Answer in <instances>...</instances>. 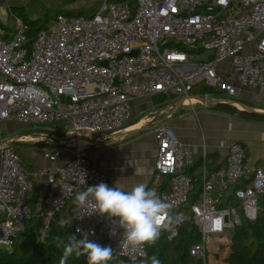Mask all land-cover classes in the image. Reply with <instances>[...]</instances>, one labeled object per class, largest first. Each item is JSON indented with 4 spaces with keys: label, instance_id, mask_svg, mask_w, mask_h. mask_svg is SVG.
Here are the masks:
<instances>
[{
    "label": "built area",
    "instance_id": "built-area-1",
    "mask_svg": "<svg viewBox=\"0 0 264 264\" xmlns=\"http://www.w3.org/2000/svg\"><path fill=\"white\" fill-rule=\"evenodd\" d=\"M11 2L0 0L5 9ZM98 2L89 18L58 14L36 33L10 10L13 27L0 20V241H11V250L3 244L0 252L12 251L35 217L42 222L37 237L43 240L54 219L65 214L60 225L73 230L70 241L87 238L110 246L115 261L147 260V245L124 248L122 230L110 236L106 218L75 205L86 187L112 186L93 165L88 147L123 131L140 98L193 99L192 89L204 84L215 93L205 95L207 100L237 108L240 92L264 89V0ZM13 122L30 127L64 122L59 130L65 138L43 153L48 162H62L23 167L19 138L3 132ZM55 133L50 128L40 136L55 140ZM153 134L157 151L147 188L169 202L179 220L161 235L174 241L192 224L200 239L190 256L199 264H229L235 229L258 219L264 164L252 172L246 147L221 140L225 164L214 170L206 149L197 163L193 148L170 127L157 126ZM37 190L42 197L35 204Z\"/></svg>",
    "mask_w": 264,
    "mask_h": 264
},
{
    "label": "crops",
    "instance_id": "crops-1",
    "mask_svg": "<svg viewBox=\"0 0 264 264\" xmlns=\"http://www.w3.org/2000/svg\"><path fill=\"white\" fill-rule=\"evenodd\" d=\"M191 96L194 97L191 100L203 101L204 104H199L200 107H204L208 101L205 95ZM182 101L165 94L137 99L132 103L133 116L126 129L115 135L103 137L88 147L93 165L107 175L112 186L118 181L124 186H130L137 181H142L146 185L150 183L157 151L153 133L160 125L173 129L184 144L193 148L197 163L206 149L214 170L225 164L226 151L218 145L221 140L238 142L246 147L252 172L263 166L264 122L243 120L222 110H205V107L198 108V104L184 106ZM235 101L240 102L238 105L248 107L253 113L264 115V89L244 90ZM235 109L250 112L242 107ZM79 142L82 145L86 144L83 140ZM46 149L49 148L43 147V151L25 149L20 152L28 161V168L58 166L62 160L56 163L44 160L43 153ZM193 171L191 169L188 174H192ZM39 195L41 198L42 191H39Z\"/></svg>",
    "mask_w": 264,
    "mask_h": 264
},
{
    "label": "trees",
    "instance_id": "trees-1",
    "mask_svg": "<svg viewBox=\"0 0 264 264\" xmlns=\"http://www.w3.org/2000/svg\"><path fill=\"white\" fill-rule=\"evenodd\" d=\"M71 1L75 2L77 0ZM119 1L134 3V0ZM14 14L31 25L32 33L47 27L40 20L31 21L22 11ZM213 94L215 93L212 89L200 84L192 89L190 95L203 96ZM215 109L231 115H237L243 120L264 122V115L261 114L239 111L233 107L220 104ZM40 199L39 190H37L34 196L35 204L39 203ZM259 206L260 211L256 223L249 224L245 222L235 229L234 244L229 264H264V195L259 200ZM64 216L66 215L57 216L54 219L48 228L47 236L43 240L37 237L42 227V222L38 216L35 217L29 228L19 236L12 251L0 252V264H59V259L63 252V244H60V241L56 238L59 237L63 243H69L73 234V230L70 227H61L60 221ZM199 239L198 231L192 224L182 227L179 237L174 241H168L165 236L161 235L155 245L148 246L147 263L150 264V258L155 255L159 258L161 264H199L190 256V248L197 244ZM58 244H60L59 247L57 246ZM112 262L114 264H131L123 259L112 260ZM68 264H87L86 257L73 255L69 258Z\"/></svg>",
    "mask_w": 264,
    "mask_h": 264
},
{
    "label": "clouds",
    "instance_id": "clouds-1",
    "mask_svg": "<svg viewBox=\"0 0 264 264\" xmlns=\"http://www.w3.org/2000/svg\"><path fill=\"white\" fill-rule=\"evenodd\" d=\"M74 203L79 208H90V214L106 218L112 225L110 236L122 230L123 247L131 250L155 245L163 232L179 223L173 206L154 190L148 189L142 181L130 186L121 185L119 181L111 187L103 182L88 186L76 194ZM63 226L64 222H61ZM56 239L63 244L59 264H68L73 255L85 256L87 264H109L114 258L110 246H102L87 238L69 243H63L59 237ZM3 244H7L8 250H11V241H0V245ZM150 264H161V261L153 255Z\"/></svg>",
    "mask_w": 264,
    "mask_h": 264
},
{
    "label": "rangeland",
    "instance_id": "rangeland-1",
    "mask_svg": "<svg viewBox=\"0 0 264 264\" xmlns=\"http://www.w3.org/2000/svg\"><path fill=\"white\" fill-rule=\"evenodd\" d=\"M97 1L98 0H77L75 2H72L71 0H12L9 8L7 9H5V7L0 3V20H2V22H6L10 28L13 27L14 19L10 15L9 10L12 13L17 12V14L18 12L22 11L26 15V17L29 18L31 21L40 20L41 23L46 25H49L58 14H64L66 16L84 15V17L89 18L91 16V13L94 12L99 6V2L97 3ZM214 99L215 98H211L205 103L204 105L205 110L215 109L218 103H215V101L217 100ZM197 107L199 108L200 105L198 104ZM204 107H200V108L203 109ZM63 125L64 122H59L54 124L53 126L30 127L13 122L6 124L3 132L6 138L32 137L34 139V141H30V142L27 140H23L24 142H19L16 144V147L19 148L18 150H19L21 164L23 165V167L29 169L28 161L24 159L21 152L24 151L25 149H36L39 151H43V147L44 148L53 147L55 144L58 143L60 139H63V137H65L66 135L59 130ZM50 128H54L56 130V133L54 134L55 140L46 139L44 137L41 138L40 134L41 133L46 134V132ZM97 139L100 140L103 139V137ZM147 262L148 261L146 260L145 262L142 261L139 264H148ZM109 264H114V263L110 261Z\"/></svg>",
    "mask_w": 264,
    "mask_h": 264
},
{
    "label": "bare ground",
    "instance_id": "bare-ground-1",
    "mask_svg": "<svg viewBox=\"0 0 264 264\" xmlns=\"http://www.w3.org/2000/svg\"><path fill=\"white\" fill-rule=\"evenodd\" d=\"M198 101H200V102H198ZM182 104L184 105V106H195V105H197V104H201V105H203L204 103H203V101L202 100H197V99H194V100H191V99H185V100H183L182 101ZM188 104H191V105H188ZM238 107L237 108H241L239 105H237ZM23 140H27V141H34V139L32 138V137H24V138H19V141L20 142H24ZM92 141V140H91ZM95 141H99V139H96ZM69 143H74L72 140L71 141H69ZM75 143L76 144H79L80 146H83L82 144H80V142H79V140L77 141V140H75Z\"/></svg>",
    "mask_w": 264,
    "mask_h": 264
},
{
    "label": "water",
    "instance_id": "water-1",
    "mask_svg": "<svg viewBox=\"0 0 264 264\" xmlns=\"http://www.w3.org/2000/svg\"><path fill=\"white\" fill-rule=\"evenodd\" d=\"M243 109L245 110H249L250 112L252 111L251 109H249L248 107L242 105V104H239ZM71 242H75L74 240H72Z\"/></svg>",
    "mask_w": 264,
    "mask_h": 264
}]
</instances>
